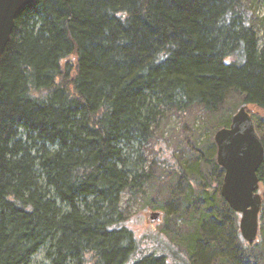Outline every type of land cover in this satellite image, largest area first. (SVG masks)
Here are the masks:
<instances>
[{
    "label": "trees",
    "instance_id": "16d2710c",
    "mask_svg": "<svg viewBox=\"0 0 264 264\" xmlns=\"http://www.w3.org/2000/svg\"><path fill=\"white\" fill-rule=\"evenodd\" d=\"M253 14L242 0H36L19 12L0 59V264H30L43 246L49 264H264V159L249 245L212 139L189 159L153 160L188 222L183 261L139 256L119 210L150 178L133 148L165 108L216 115L236 93L264 111Z\"/></svg>",
    "mask_w": 264,
    "mask_h": 264
},
{
    "label": "rangeland",
    "instance_id": "374dc122",
    "mask_svg": "<svg viewBox=\"0 0 264 264\" xmlns=\"http://www.w3.org/2000/svg\"><path fill=\"white\" fill-rule=\"evenodd\" d=\"M242 1L254 13L251 19L257 33L258 47L264 49V0ZM240 100L238 94H230L216 115L205 114L199 107H192L184 115L165 108L155 126L153 138L149 142L134 144L133 158L139 160L135 165L138 172H150L151 175L148 181H143L145 177L137 179L142 183L137 187L135 196L127 192L120 195L119 210L126 218V226L132 230L139 256L165 254L171 263L183 261L186 256L182 244L176 239H180V235L188 230V222L184 216L177 215L182 205L177 201L169 202V178H165L167 175L153 160L168 158L174 164L173 156L181 160L195 156L198 153L196 149H202L207 141L214 140L217 119L231 113L233 115L243 106ZM246 108L259 123V130L264 135V111L252 105H246ZM156 213L159 216L154 215ZM238 216L239 222L240 214ZM45 251L46 246L41 247L31 258L30 264H49Z\"/></svg>",
    "mask_w": 264,
    "mask_h": 264
},
{
    "label": "water",
    "instance_id": "95a60500",
    "mask_svg": "<svg viewBox=\"0 0 264 264\" xmlns=\"http://www.w3.org/2000/svg\"><path fill=\"white\" fill-rule=\"evenodd\" d=\"M36 0H0V59L10 39L19 12ZM216 162L224 170L220 195L229 208L240 214L238 226L242 238L253 243L258 234L261 195L257 170L264 159V143L254 121L241 106L231 117L229 126L213 135ZM158 215V213L154 214Z\"/></svg>",
    "mask_w": 264,
    "mask_h": 264
}]
</instances>
